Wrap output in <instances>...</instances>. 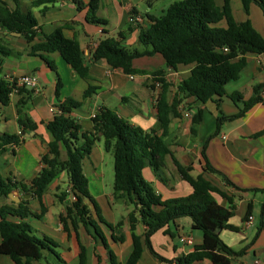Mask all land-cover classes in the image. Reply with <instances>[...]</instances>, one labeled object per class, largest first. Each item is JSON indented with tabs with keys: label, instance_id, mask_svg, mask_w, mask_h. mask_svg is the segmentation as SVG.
<instances>
[{
	"label": "crops",
	"instance_id": "obj_1",
	"mask_svg": "<svg viewBox=\"0 0 264 264\" xmlns=\"http://www.w3.org/2000/svg\"><path fill=\"white\" fill-rule=\"evenodd\" d=\"M176 1L179 0H102L99 16L109 23L107 34L103 33L102 27L87 23L86 9L77 11L70 0H60L48 5L45 14L40 13L42 6L31 7L30 4L24 7L26 0L21 1V8L25 11L30 9L38 20L37 35L35 41L28 44L20 35L0 28V43L14 52L10 57L0 55V76L17 79L22 75L35 73L40 78V85L37 90L22 88V92L12 94L9 104L0 109V134L23 136L18 147H7V151L0 155L1 179L29 184L39 174L43 167L41 158L47 153V144L52 140L46 125L58 112L56 105L69 98L83 102L73 115L84 131H92V116L101 106H105L135 127L144 131L155 130L161 134L156 108L161 92L160 84L154 82L149 75H126L121 70L111 68L105 60L94 61L92 53L105 37L118 40L123 48L130 51L143 50L139 35L141 30L150 25L148 16L163 15ZM216 2L218 5L223 4V0ZM232 7L238 21L249 18L254 28L264 37V17L256 4L251 5L248 17L243 12L240 0H232ZM133 13L140 15L143 20L131 22ZM66 23L69 25L65 27ZM60 27H63L66 38L76 39L80 43L89 66L88 80L79 77L58 53L48 55L55 63L56 72L40 57L29 54L34 43ZM120 33L123 38L119 37ZM133 66L151 72L166 69L165 80L170 84L167 94L169 102L173 100L179 83L190 76L193 68V65H180L176 70L167 69L164 58L159 54L137 58L133 61ZM58 77L62 84L59 95L56 94ZM257 86L261 89L264 87V54L247 56L246 66L240 77L225 86L227 95L219 102L214 100L202 104L193 98L184 100L178 107L180 117L171 119L165 138L174 158L182 166L192 167L190 174L193 177L203 175L234 198L236 211L229 224L238 230H216L226 245L236 252L243 251L240 256L232 258V264L264 261V229L259 230L264 223V135L254 137L264 130V104L254 106L243 118L224 122L220 132L216 135L215 132L220 113L228 117L239 112L240 106L231 100L230 95L238 93L248 101L254 96ZM89 87L97 90L91 98L84 99L83 95ZM19 102L23 103L27 116L37 124V131L26 132L28 135L22 134L17 123ZM198 110L202 111V118L193 134L192 117ZM203 152L208 163L240 190L227 185L221 176L204 172L206 162L202 157ZM61 153L64 158L63 149ZM111 154L112 152L105 151L103 139L99 140L92 155L84 161V173L88 178L89 191L97 201L103 218L112 225L123 222L122 227L113 232L118 236L123 234V242H114L111 232L103 229L109 249L115 254L117 262L125 264L133 251V232L128 220L133 206L116 195L113 186L111 191L106 188V161L108 157L112 158ZM163 172L160 179L150 168L144 170L146 180L152 183L163 201L192 193L191 186L182 179L171 157L166 158ZM111 176L114 183V172ZM66 191L70 192L69 178L66 173H60L43 195L45 213L35 198L23 194L19 189H14L8 197L0 195V207L13 204L17 206L22 200H28V206L34 214H43L42 219L30 217L26 221L31 225L35 236L40 239L47 237L55 246L51 247L52 250L46 249L42 258L31 264H79L81 246L86 250V264H110L103 243L95 236L92 228H86L80 222L75 212L71 213L65 223L61 221L60 215L66 213V208L73 200L72 194L67 195L64 193ZM215 199L220 205L227 207L225 200L218 196ZM86 203L89 204L87 201ZM249 216L253 217L251 224H248ZM92 217L95 218L93 215ZM11 220L20 221L17 218ZM167 231L175 236L167 234ZM144 232L145 227L137 223L134 233L143 236ZM185 237L191 238L192 243H182L180 239ZM150 241L155 252L165 260H160L144 248L138 264H177L178 259L202 244L203 234L192 228L190 218H181L156 232ZM0 264L16 263L10 257L0 255ZM203 264L212 263L204 261Z\"/></svg>",
	"mask_w": 264,
	"mask_h": 264
},
{
	"label": "trees",
	"instance_id": "obj_2",
	"mask_svg": "<svg viewBox=\"0 0 264 264\" xmlns=\"http://www.w3.org/2000/svg\"><path fill=\"white\" fill-rule=\"evenodd\" d=\"M21 1L0 0V28L8 33H18L31 44L37 35L38 20L30 9L25 11L21 8ZM58 1L60 0H32L31 7L42 6L40 13L45 14L48 5ZM70 1L77 11L86 9L87 23L100 26L104 34L108 33V21L99 16L102 0ZM240 1L247 17L252 4L261 9L264 17V0ZM148 18L149 27L141 30L139 35L143 50L130 51L123 48L118 40L105 37L93 51L92 59L105 60L111 68L121 70L126 75H149L154 82L160 84L161 92L156 108L161 134L155 130L144 131L135 127L105 106H101L94 114L92 131H84L73 115L81 108L83 102L66 99L56 105L58 112L46 125L52 140L47 144V153L41 158L43 167L39 174L29 184L0 178V195L8 197L14 189H19L23 194L35 198L45 213L43 195L60 173H66L73 200L66 208V213L60 215L61 221L65 223L71 213L75 212L80 222L86 228H92L95 236L103 243L110 264H120L113 251L109 249L103 228L111 232L114 242H123V234L119 236L113 234L122 227L123 222L112 225L103 218L97 201L89 191L88 178L84 173V161L92 155L96 143L103 139L105 151L113 154L114 193L122 197L128 205L133 206L128 216L133 232V251L125 264H138L144 248L160 260H165L155 252L150 239L156 232L181 218H190L192 228L202 232L203 242L196 246L193 252L178 259L177 264H203L204 261H210L212 264H232V258L240 256L243 251L236 252L226 245L216 230H238L229 224L236 211L234 198L203 175L193 177L190 174L192 167L182 166L174 158L165 138L171 119L180 117L178 107L184 100L193 98L205 104L214 100L219 102L227 95L225 86L240 77L246 66L247 56L264 54V37L254 28L249 18L242 22L237 20L232 0H223L222 5H218L216 0H179L171 4L163 15ZM68 25L66 23L64 26ZM63 27L57 28L50 35H44L41 41L31 46L29 54L40 57L52 71L56 72L55 63L48 55L58 53L79 77L88 80L89 66L84 51L76 39L64 36ZM119 37L123 38V34L120 33ZM13 54L10 48L0 43L2 57H10ZM157 54L164 58L167 69L176 70L180 65H193L190 76L179 83L171 102L168 101L167 95L170 84L165 80L166 69L151 72L133 66L135 59ZM61 88L62 84L58 77L57 95ZM14 89L15 84L10 79L0 76V109L9 104ZM96 90L95 87H89L83 98H91ZM261 90V87H255L254 96L248 101L238 93L230 95L231 100L240 106L239 112L228 117L220 113L215 135L220 132L224 122L243 118L254 106L264 104ZM18 92H22V89ZM22 106V102L17 105V123L21 131H37V124L27 116ZM201 118L202 111L198 110L192 117L193 134ZM262 135L264 130L254 137ZM22 141V135L0 134V155L7 151V147H18ZM62 149L65 152L64 158ZM167 157L172 158L182 179L191 186L190 195L163 201L152 183L146 180L144 170L147 168L153 170L158 178H162ZM202 157L206 162L204 172L217 174L227 185L240 190L208 163L204 152ZM216 196L225 200L227 207L220 205L215 199ZM30 217L42 219L43 214H34L28 206V200H22L17 206L13 204L0 207V255L10 257L16 264H31L38 261L46 249L52 250L51 247L55 246L51 239L47 237L40 239L34 235L31 225L26 221ZM11 218L20 221L15 222ZM137 223L145 227L143 236L134 233ZM262 229L264 223L259 228ZM166 233L175 236L168 231ZM79 264H86L84 246H81Z\"/></svg>",
	"mask_w": 264,
	"mask_h": 264
},
{
	"label": "built area",
	"instance_id": "obj_3",
	"mask_svg": "<svg viewBox=\"0 0 264 264\" xmlns=\"http://www.w3.org/2000/svg\"><path fill=\"white\" fill-rule=\"evenodd\" d=\"M142 20L143 19L140 15H134V16H131V18H130V21L135 22V23L142 21ZM10 80L15 84V89L13 90L11 95L14 93H17L18 90L22 89V88H30L33 90H37L39 88V85H40V78L35 73L25 74V75L20 76L17 79H10ZM261 95L264 96V87L261 90ZM93 117H94V115L92 116V118ZM223 138L225 139V137H223ZM252 221H253V217L249 216L248 217V224H251ZM180 240L184 244H191L192 243V240L189 237L181 238ZM254 264H264V261L263 260L262 261L256 260L254 262Z\"/></svg>",
	"mask_w": 264,
	"mask_h": 264
},
{
	"label": "rangeland",
	"instance_id": "obj_4",
	"mask_svg": "<svg viewBox=\"0 0 264 264\" xmlns=\"http://www.w3.org/2000/svg\"><path fill=\"white\" fill-rule=\"evenodd\" d=\"M30 4H32V0H26V3L24 4V7H28V6H30ZM112 161H114L113 155H112V158H109V157L107 158V161H106L107 162V168L105 169V171H106V179H107V181H106L107 187L106 188H108L109 191H111V187L113 186V177L111 176L112 173L114 172L113 171V162ZM66 189H68V191H69V186H67ZM68 191H66L64 193H66L67 195H71V192H68Z\"/></svg>",
	"mask_w": 264,
	"mask_h": 264
},
{
	"label": "water",
	"instance_id": "obj_5",
	"mask_svg": "<svg viewBox=\"0 0 264 264\" xmlns=\"http://www.w3.org/2000/svg\"><path fill=\"white\" fill-rule=\"evenodd\" d=\"M16 35H19L18 33H14ZM23 135H28L26 132H22Z\"/></svg>",
	"mask_w": 264,
	"mask_h": 264
}]
</instances>
